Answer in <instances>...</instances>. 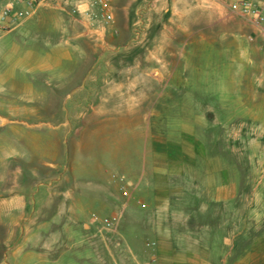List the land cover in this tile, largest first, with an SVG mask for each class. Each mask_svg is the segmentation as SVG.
<instances>
[{"label":"rangeland","instance_id":"1","mask_svg":"<svg viewBox=\"0 0 264 264\" xmlns=\"http://www.w3.org/2000/svg\"><path fill=\"white\" fill-rule=\"evenodd\" d=\"M120 6V24L115 16V24L97 47L81 42L73 46L95 47L98 56L68 59L64 68L101 69L97 75L101 88L109 81L138 83L139 88H166L162 93L194 99L197 135L208 157L218 162L216 167L230 171L238 188L236 200L228 207L236 211L229 225L243 233L244 243L264 238L261 34L221 0H164L155 5L122 0ZM126 7L133 14L126 13ZM61 15L63 26L70 30L75 26L72 35L84 32L69 13ZM47 28H34L32 47L43 45L45 38H56L46 33ZM123 32L124 41L111 42ZM107 69L146 73H109ZM22 79L19 88L27 92L42 86L32 74H22ZM84 84L81 79L70 81L65 91L54 83L52 106L48 99L31 104L27 96L21 98L22 113L0 112V264H93L97 255L92 249L98 244L103 249L115 246L121 254L126 251L119 230L133 225L131 221L122 218L115 232L103 230L101 224L122 209L121 202L115 201L100 216L83 209L99 201L94 192L102 183L93 172L105 166L115 150L131 147L136 138L125 130L104 135L83 130L85 123L73 117L79 108L72 104L77 88ZM7 100L0 95L2 105ZM105 183L111 188L108 180ZM85 190L83 198L79 194Z\"/></svg>","mask_w":264,"mask_h":264},{"label":"crops","instance_id":"2","mask_svg":"<svg viewBox=\"0 0 264 264\" xmlns=\"http://www.w3.org/2000/svg\"><path fill=\"white\" fill-rule=\"evenodd\" d=\"M121 1L114 4L119 24ZM141 2L155 5L164 0ZM124 11L130 14L132 8ZM61 14L44 9L23 28L0 40V95L8 99L0 103V112L10 116L22 113L21 98L27 96L31 104L48 99L52 106L56 99L54 83L67 91L70 81L81 79L85 84L77 88V100L72 105L79 108L73 117L85 123L83 130L103 135L125 130L136 138L131 147L115 150L107 164L93 172L94 179L102 183L94 192L99 201L83 211L100 216L121 202L123 219L133 224L119 230L126 251L121 254L115 246L103 249L98 244L92 249L97 255L93 264H149L151 260L156 264H264V238L244 243L243 233L229 225V217L236 211L228 207L236 200L238 188L230 171L216 167L218 162L208 157L197 135L196 101L162 93L166 88H139L138 83L109 81L101 88L97 77L101 69H65L68 59L97 57L99 41L92 39L83 26L84 32L72 35L75 26L71 30L63 26ZM44 26H49L46 33L56 38H45L43 45L32 47L34 28ZM125 36L123 32L120 39L111 42L124 41ZM78 42L95 47L73 48ZM107 70L146 73L143 69ZM22 74H32L42 86L29 92L22 90ZM75 74L76 78L72 76ZM110 175L127 179L136 175L141 194L126 201L116 187H106ZM82 192L79 195L84 198L88 190ZM1 210L4 213L3 204Z\"/></svg>","mask_w":264,"mask_h":264},{"label":"built area","instance_id":"3","mask_svg":"<svg viewBox=\"0 0 264 264\" xmlns=\"http://www.w3.org/2000/svg\"><path fill=\"white\" fill-rule=\"evenodd\" d=\"M116 0H0V40L24 27L44 9L69 13L79 22L94 40H104L106 30L115 24L114 4ZM233 14L241 17L257 30L264 42V0H221ZM110 186L120 190L128 201L142 190L137 176L130 178L110 175ZM123 210L103 221L102 229L108 232L118 230ZM154 246V245H151ZM149 264H156L151 260Z\"/></svg>","mask_w":264,"mask_h":264}]
</instances>
